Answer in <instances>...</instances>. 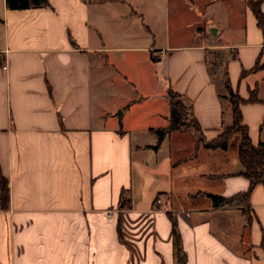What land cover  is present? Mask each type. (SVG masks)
Wrapping results in <instances>:
<instances>
[{"label":"crops","instance_id":"0c3cea01","mask_svg":"<svg viewBox=\"0 0 264 264\" xmlns=\"http://www.w3.org/2000/svg\"><path fill=\"white\" fill-rule=\"evenodd\" d=\"M174 3L0 0V264H177L172 222L182 264H264V183L243 205L209 197L249 187L239 136L208 149L180 128L154 148L168 89L206 140L231 124L225 74L241 98L255 90L242 124L264 143V29L247 0H206L198 33L172 34Z\"/></svg>","mask_w":264,"mask_h":264},{"label":"trees","instance_id":"16d2710c","mask_svg":"<svg viewBox=\"0 0 264 264\" xmlns=\"http://www.w3.org/2000/svg\"><path fill=\"white\" fill-rule=\"evenodd\" d=\"M262 1L263 0H247V5L252 10L256 18L257 25L260 29H264V18L260 11V4ZM5 2L6 6L13 10H24L32 7L47 5V0H5ZM151 60L156 61L157 59L151 56ZM256 68L257 65L252 70H255ZM245 74H247V71L242 70L241 76H244ZM224 86L227 90L228 100L230 102L231 124L228 126H223L221 133L214 140L208 141L204 138L198 123L194 119L191 106L186 105L182 100V96L171 89H168L166 92V97L170 107L168 126L155 131L157 135V144L154 148L157 147L166 134L172 130H177L180 128H193V131L195 134H197L196 136L198 142L208 149H225L228 140L232 135L237 134L239 136L238 160L242 166L240 174L249 180V187L247 191L236 194L229 198L210 194L209 197L212 199L215 206H224L237 201V199H243L244 201H247L252 188L258 183H264V143L260 142L256 146L252 144L248 136L246 126L242 124V116L240 111L241 104L257 101L256 92L255 90L250 91L248 99L241 98L238 93L230 88L226 74L224 76ZM188 118H190V122H188ZM8 202V181L2 175H0L1 207H8ZM172 234L177 264H182L184 262V256L181 252L180 240L174 222H172Z\"/></svg>","mask_w":264,"mask_h":264},{"label":"rangeland","instance_id":"374dc122","mask_svg":"<svg viewBox=\"0 0 264 264\" xmlns=\"http://www.w3.org/2000/svg\"><path fill=\"white\" fill-rule=\"evenodd\" d=\"M206 0H193L194 4L186 3L183 0H175L174 5H170V29L172 34H192L194 31L198 33L200 23L198 19H194V13H192V9L202 7ZM184 2V3H183ZM200 9V8H199ZM195 41V40H192ZM209 61H213V55L208 58ZM213 68V67H210ZM218 76L221 74L220 72L217 73ZM217 76V77H218ZM131 90V89H129ZM120 109V108H119ZM188 122H190V118H188ZM190 131H193V128H188ZM197 134H195L196 136ZM197 137V136H196ZM235 203L243 205V199H237ZM245 204V203H244Z\"/></svg>","mask_w":264,"mask_h":264},{"label":"built area","instance_id":"2783aa9c","mask_svg":"<svg viewBox=\"0 0 264 264\" xmlns=\"http://www.w3.org/2000/svg\"><path fill=\"white\" fill-rule=\"evenodd\" d=\"M3 69H5L6 67L3 66ZM162 204V199L160 197L156 198L154 201V205H161Z\"/></svg>","mask_w":264,"mask_h":264},{"label":"water","instance_id":"95a60500","mask_svg":"<svg viewBox=\"0 0 264 264\" xmlns=\"http://www.w3.org/2000/svg\"><path fill=\"white\" fill-rule=\"evenodd\" d=\"M120 113H121V112L119 111L118 114L120 115Z\"/></svg>","mask_w":264,"mask_h":264}]
</instances>
